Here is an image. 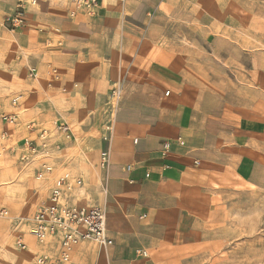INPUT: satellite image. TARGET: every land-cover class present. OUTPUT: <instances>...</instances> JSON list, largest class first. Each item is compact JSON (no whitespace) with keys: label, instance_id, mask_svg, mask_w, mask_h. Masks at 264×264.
Here are the masks:
<instances>
[{"label":"crops","instance_id":"obj_1","mask_svg":"<svg viewBox=\"0 0 264 264\" xmlns=\"http://www.w3.org/2000/svg\"><path fill=\"white\" fill-rule=\"evenodd\" d=\"M74 9L65 0L26 3L27 26L10 32L17 0H0V24L6 25L0 49L11 61L4 82L0 78L7 111L10 98L21 95L16 128L0 125L10 134L11 154L21 152L25 138L37 139V130H26L32 123L54 130L55 121L67 122L75 138L62 141L63 150L49 159L55 169L42 181L39 204L23 197L2 203L7 195L1 189L0 209L19 210L25 217L18 218L29 221L48 203L56 178L70 172L82 184L68 192L69 204L104 208L112 242L106 249L84 242L72 264H135L134 250H116L119 239H138L140 250L155 259L161 250L193 253L229 221L218 188L253 137L246 108L253 99L239 100L217 82L212 59L205 66L203 45L191 53L197 40L171 35L176 26L185 29L184 0H99L93 17L86 10L73 17ZM121 80L125 96L114 108L111 93ZM106 151L110 163L101 168ZM13 224V237L23 233L28 250L11 263L36 264L40 255H56L58 240L40 245L29 235L30 223L18 231ZM6 242L15 255L10 235Z\"/></svg>","mask_w":264,"mask_h":264},{"label":"rangeland","instance_id":"obj_2","mask_svg":"<svg viewBox=\"0 0 264 264\" xmlns=\"http://www.w3.org/2000/svg\"><path fill=\"white\" fill-rule=\"evenodd\" d=\"M83 10L85 9L78 12ZM184 11L185 29L181 30L176 26L170 31L171 35L177 39L180 33L189 41L191 39L192 43L197 40V46L191 47V53L202 50L205 66L212 59L217 82L230 88L229 93L239 100L246 97L253 99L250 101L253 105L249 103L246 107L249 108V117L253 119L250 125L253 137L250 138L249 146L242 151V161L237 162L233 170H228L227 178L222 180L224 185L218 188L219 199L223 201L220 205L229 216V221L224 228L211 230L209 236L200 241L199 249L193 253H184L183 256L177 255L175 251L161 250L163 254L155 259L151 252L148 254L147 251L140 250L138 239L131 238V241L119 239L116 250H134L132 262L135 264H182L183 257H188L184 258L183 264H264V0H184ZM86 12L91 17L94 16V13ZM174 43L181 42L177 40ZM200 45H203L201 50ZM10 62L0 49L1 80L2 75H6L3 72ZM205 68L210 71L211 66ZM50 72L54 81L60 80L57 69L50 67ZM246 82L252 84L250 89L245 86ZM0 92V125L14 130L19 122L18 103L21 95L10 98L12 111H7L4 103L9 97L8 91L4 88ZM9 118H13V124H8ZM54 124V130L35 123L26 125V130L30 133L36 130L38 132L37 139L31 140L37 148V153L33 155H29L25 147V141L29 138L24 141L20 139L23 141L21 152L11 154L10 134L7 130L0 129V171H4L3 181H6L1 183L0 190L4 189L7 195L2 203L15 204L20 201L18 197H23L25 203L31 206L39 204L40 196L45 193L42 181L48 177L45 167L55 169L49 159L63 150L62 141H75L67 122L55 121ZM57 125L69 126L70 137L58 133ZM43 130L49 132L45 141L40 139ZM45 160L47 162H42ZM2 208L9 212L10 217L0 218V261L3 264H15L11 261L14 262L15 258L22 257L25 253L16 247L12 224L16 227L15 223L23 220L18 216L25 215L18 214L19 210L8 206ZM23 222L21 226L28 223L25 220ZM7 233L14 240L15 255L12 247L6 245ZM111 243L110 240L107 246L94 245L99 249H106ZM40 256L36 258V264Z\"/></svg>","mask_w":264,"mask_h":264},{"label":"built area","instance_id":"obj_3","mask_svg":"<svg viewBox=\"0 0 264 264\" xmlns=\"http://www.w3.org/2000/svg\"><path fill=\"white\" fill-rule=\"evenodd\" d=\"M37 1L38 0H17V9H19V11L7 22L8 28L11 30L25 28L27 25L23 12L24 5L27 2H33L35 5ZM65 2L75 8L76 11L72 12L73 17L76 16L78 10L81 9L94 13L99 5V0H65ZM5 26L6 25L0 24V29L5 28ZM32 73L33 72H31V74ZM124 84L125 81L121 80L113 85L111 102L114 108H117L118 104L123 99L125 92ZM168 93L170 92H167V94ZM7 122L8 124H13V118L7 119ZM57 131L68 138L71 135L70 127L67 125H57ZM48 136L49 132L43 130L40 135L41 141L47 140ZM25 147L29 155L37 153V148L34 147L31 140L26 139ZM165 147L166 150L169 148L167 144ZM109 163L110 154L106 151L103 153L100 160V167L107 168ZM126 170L131 172V167H127ZM52 171V167H45L47 175L52 173ZM75 184L81 185L82 182L80 180H72L70 173L60 176L55 182L48 203L40 207L32 219L29 221L25 220L30 223L29 235L39 244H45L52 238L59 241L56 255L43 254L38 258L37 264H71L74 250L81 244H84V242H92L99 246H107L110 244L109 237L107 236L108 219L104 208H81L69 204L67 194L73 190ZM9 215L6 209H2L0 212L1 219L9 218ZM23 221L24 220L16 221L17 231L24 223ZM16 238L17 248L22 252L27 251L28 244L26 238H24V234L19 233Z\"/></svg>","mask_w":264,"mask_h":264},{"label":"bare ground","instance_id":"obj_4","mask_svg":"<svg viewBox=\"0 0 264 264\" xmlns=\"http://www.w3.org/2000/svg\"><path fill=\"white\" fill-rule=\"evenodd\" d=\"M27 3L29 4L30 2H27ZM30 4L34 5V4H33V2H32V3H30ZM169 94H170V93H168V94H166V95H169Z\"/></svg>","mask_w":264,"mask_h":264}]
</instances>
